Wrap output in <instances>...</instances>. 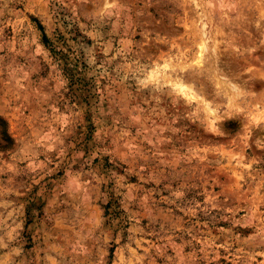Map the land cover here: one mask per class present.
Returning <instances> with one entry per match:
<instances>
[{"label": "rangeland", "instance_id": "374dc122", "mask_svg": "<svg viewBox=\"0 0 264 264\" xmlns=\"http://www.w3.org/2000/svg\"><path fill=\"white\" fill-rule=\"evenodd\" d=\"M0 117V264H264V0H0Z\"/></svg>", "mask_w": 264, "mask_h": 264}, {"label": "trees", "instance_id": "16d2710c", "mask_svg": "<svg viewBox=\"0 0 264 264\" xmlns=\"http://www.w3.org/2000/svg\"><path fill=\"white\" fill-rule=\"evenodd\" d=\"M39 29H40V31L43 34V39L45 40V43H47V45H49L50 42H49V40H48V38H47V36H46V34L44 32V28H43V26L41 24L39 25ZM5 125H6V122L0 117V126H5ZM3 137H4L3 140L8 143L9 142V137H8L7 133H4Z\"/></svg>", "mask_w": 264, "mask_h": 264}]
</instances>
